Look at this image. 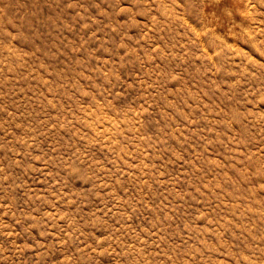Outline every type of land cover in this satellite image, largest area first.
Returning a JSON list of instances; mask_svg holds the SVG:
<instances>
[{"label": "rangeland", "instance_id": "rangeland-1", "mask_svg": "<svg viewBox=\"0 0 264 264\" xmlns=\"http://www.w3.org/2000/svg\"><path fill=\"white\" fill-rule=\"evenodd\" d=\"M0 264H264V0H0Z\"/></svg>", "mask_w": 264, "mask_h": 264}]
</instances>
